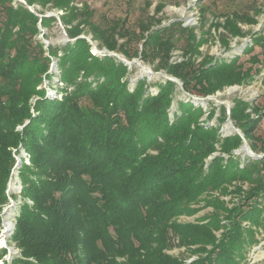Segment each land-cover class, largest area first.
Returning <instances> with one entry per match:
<instances>
[{
  "label": "trees",
  "instance_id": "16d2710c",
  "mask_svg": "<svg viewBox=\"0 0 264 264\" xmlns=\"http://www.w3.org/2000/svg\"><path fill=\"white\" fill-rule=\"evenodd\" d=\"M25 1L0 0V212L9 201L15 150L28 152L29 163L20 168L21 195L33 202L21 206L15 225L20 259L27 264H245L248 246L259 240L255 229L264 228V157L242 161L235 150L243 137L223 136L220 130L230 117L251 149L262 152L264 137L255 131L264 111L237 98L229 115L220 105L218 124H210L216 104L206 109L181 100L172 117L176 82L166 79L152 93L142 78L131 88L128 64L92 53V44L78 36L91 33L100 47L129 60L158 59L156 70H166L186 92L204 97L250 83L252 66L245 67L239 56L204 54L198 61L206 38L195 28L182 27L188 31L187 58L171 63L174 22L152 29V21H142L136 33L118 20L103 28L87 2ZM164 7L157 5V12ZM47 10L58 11L68 36L76 38L61 48L49 46L59 59L61 99L41 87L53 77L51 56L37 38L40 25L57 20L46 16ZM254 16L234 12L216 22L226 31L221 36L227 47L225 38L243 34L239 22L255 23ZM256 35L264 54V28ZM134 39L143 41L141 53L128 45ZM251 58L261 61L258 54ZM83 99L90 105L83 106ZM206 208L211 210L195 221L180 220ZM176 246L197 257L186 262L170 252Z\"/></svg>",
  "mask_w": 264,
  "mask_h": 264
},
{
  "label": "rangeland",
  "instance_id": "374dc122",
  "mask_svg": "<svg viewBox=\"0 0 264 264\" xmlns=\"http://www.w3.org/2000/svg\"><path fill=\"white\" fill-rule=\"evenodd\" d=\"M79 1L87 2L91 6V8L94 10L93 20L103 28L114 24V22L118 20L120 23H122V25L131 29V31L139 33V26L142 21H152L154 23L152 29L170 25L173 22L176 23L174 28H172L169 33L170 36H172V38L176 41V48L171 52L170 56L171 63L181 62L187 58V56L184 54V48L188 31H183L182 27H189L195 28V33L198 35V37H201L202 34H205L204 38H206V41L200 48L202 50V55L198 57V61L204 56V54H210L215 56L217 59L226 60H230L234 56H239V61L244 62L245 67L252 66L253 79L250 83L226 86L223 90L217 91L208 97L191 93L188 94L181 88L179 84H177L175 90L176 92L174 94V101L172 107L170 108V114L172 117L174 111H179L178 105L181 100H190L194 102V104H200L206 109L210 108V104L212 102L216 104V114L213 119L210 120V124H218V118L220 117V105L226 106L227 113L229 115V109L234 105L235 99L237 98H242L250 102L251 105H259L261 110L264 111V54L262 53V46L255 44L258 37L256 33L264 28V0ZM160 3H164L165 7L162 11L157 12L156 8ZM32 7L35 10V7ZM37 7L39 8V6ZM201 9L205 10V15L201 14ZM256 9L261 10V12L257 14L254 13ZM51 12L59 15V12L56 10H47L46 14ZM234 12L241 14L249 13L251 16L255 15L254 18L256 19V22L252 24L239 22L243 34L238 36H228L229 39L226 37L225 39L229 40V46L227 47V44L222 41L223 36H221V33L226 31L222 26L217 27L215 24L216 22L224 23L227 19V15H231ZM60 13L62 12L60 11ZM157 20H161V24L156 22ZM61 23L62 21L60 22V20L57 18V20L53 22L50 27H42L40 25L41 33H39L37 38L44 43V48L46 50L45 54L48 56H51L49 52L50 45L61 48L64 44L69 42L67 39L69 36L67 34L66 28L64 24ZM150 31L146 32L145 35H147ZM81 35H86L92 40L91 33ZM125 40V38L120 39V42ZM142 42L143 41L134 39L128 42V45L133 50L138 49L141 53L143 50ZM91 44L92 53L94 54L104 56L109 55L112 52L117 56H110H114L118 60H120V58H124L131 63L128 65L130 69V73L128 75L129 87L131 88L136 85L139 79L146 78L147 82L151 85L150 90H158L157 84L164 82L167 79L164 74L172 76L164 69L156 70L158 59L155 61H145L140 57H134L129 60L121 52H109L106 47H100L98 41L94 40ZM252 44V51L246 52L245 49ZM93 46L97 48L96 51ZM61 53L62 51L59 52V54ZM254 54H258L259 58L261 59L260 62H254L253 58H251ZM58 60V57L51 56L52 63L50 67V73H53V77L51 79L45 78L41 84V87L47 90V96H51L52 98L58 97L61 99L62 94L58 93L60 90H58V86H63L64 83H61ZM196 97L201 98V100L196 99ZM81 104L83 106H89L90 100L83 99L81 100ZM248 111H250L253 116H256L255 113L251 111V109H248ZM229 123L230 122L226 120L222 125L220 131L223 136L236 133V130L233 129ZM255 133L256 135L264 137V116ZM242 146L241 148L235 150V154L239 156L242 161H247L250 158H254L250 155V152L248 150L245 151V148L243 149ZM251 152L260 155L264 154V151L257 152L252 149ZM14 155L17 162L11 170L8 180L7 192L9 201L0 212V254L3 253V255L0 257V264H27L20 259L23 257L21 248L16 246V243L13 240V235L17 217L21 211V206L25 202H28L29 204L33 203L30 199L26 200L21 195L22 179L20 176V168L23 163H29V155L25 149H20L19 153L17 150H15ZM228 198L229 196L227 199ZM234 201H237V199L234 198ZM209 210H211V208H206L192 216L183 215L180 217V220L182 222L195 221L198 217L203 216V214ZM8 222L12 224V228L4 233L3 230L5 229L6 223ZM249 225V222H243V226L248 227ZM255 230L256 236L259 238V240L258 242L248 246V254L247 259L244 262L245 264H264V228L260 227L256 228ZM170 252L181 257H186V262H190L197 257V255L190 256L189 251L185 247L176 246L170 250Z\"/></svg>",
  "mask_w": 264,
  "mask_h": 264
},
{
  "label": "water",
  "instance_id": "95a60500",
  "mask_svg": "<svg viewBox=\"0 0 264 264\" xmlns=\"http://www.w3.org/2000/svg\"><path fill=\"white\" fill-rule=\"evenodd\" d=\"M19 1H22V2H24L25 4H27L25 0H19ZM28 7L30 8V10H32L33 12H35V10L33 9L32 6L28 5ZM37 14H38V13H37ZM38 15H39V16H42L41 14H38ZM46 16H56V17L60 20V22H61L60 16L57 15V14H54L53 12H51V13H49V14H46ZM61 24H62V23H61ZM62 26H63V25H62ZM78 37H85V38H87V40H88L90 43H93V41H92L88 36H86V35H79ZM67 39H68L69 41H71V40H75L76 38L71 39V38L67 37ZM93 45H94V44H93ZM93 47H94V49H95V51H96L97 48H96L95 46H93ZM108 51H109V50H108ZM109 52H111V51H109ZM109 55L117 56L115 53H112V52H111ZM120 60L123 61V62H125V63L128 64V65L131 64L129 61H127V60L124 59V58H120ZM150 72H151V71H150ZM164 75L167 77V79H170V80L176 82L177 84H179V85L181 86V88H182L183 90H185V89H184L183 82H182L180 79H178V78H176V77L168 76L167 74H164ZM187 93H188V92H187ZM188 94H189V93H188ZM196 99L201 100V98H198V97H196ZM230 109H231V108H230ZM230 109H229V113H230ZM228 122H230L231 124H233V126H234L236 132L239 133V134L243 137V142H244V144H243L242 147L245 148L246 150H248V151L250 152V155H251L252 157H254V158H262V157H264V154H261V155H260V154L252 153V152H251V149H250V145H249V143L247 142V140L244 138V135H243V132L241 131V129H240L239 127H237V126L234 124L233 120H232L230 117L228 118Z\"/></svg>",
  "mask_w": 264,
  "mask_h": 264
},
{
  "label": "bare ground",
  "instance_id": "6f19581e",
  "mask_svg": "<svg viewBox=\"0 0 264 264\" xmlns=\"http://www.w3.org/2000/svg\"><path fill=\"white\" fill-rule=\"evenodd\" d=\"M229 125H230L233 129H235L234 126H233V124H230V123H229ZM243 149H244V148H243ZM244 150L246 151V149H244ZM11 228H12V224L8 222V223H6V226H5V229L3 230V232L6 233V232H7L9 229H11Z\"/></svg>",
  "mask_w": 264,
  "mask_h": 264
},
{
  "label": "built area",
  "instance_id": "2783aa9c",
  "mask_svg": "<svg viewBox=\"0 0 264 264\" xmlns=\"http://www.w3.org/2000/svg\"><path fill=\"white\" fill-rule=\"evenodd\" d=\"M62 83V82H61ZM158 90H151L152 93H156Z\"/></svg>",
  "mask_w": 264,
  "mask_h": 264
}]
</instances>
